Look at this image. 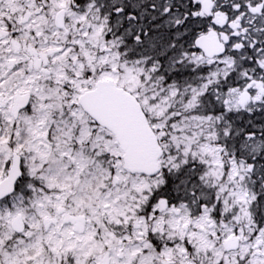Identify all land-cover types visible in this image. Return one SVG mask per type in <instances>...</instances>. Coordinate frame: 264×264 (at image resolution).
Here are the masks:
<instances>
[{
  "label": "snow or ice",
  "instance_id": "6c2138e0",
  "mask_svg": "<svg viewBox=\"0 0 264 264\" xmlns=\"http://www.w3.org/2000/svg\"><path fill=\"white\" fill-rule=\"evenodd\" d=\"M0 264H264V0H0Z\"/></svg>",
  "mask_w": 264,
  "mask_h": 264
}]
</instances>
